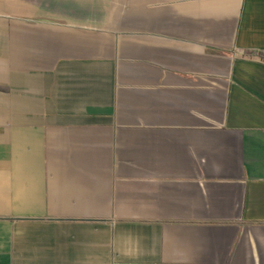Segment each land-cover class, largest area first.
Listing matches in <instances>:
<instances>
[{
    "label": "crops",
    "instance_id": "0c3cea01",
    "mask_svg": "<svg viewBox=\"0 0 264 264\" xmlns=\"http://www.w3.org/2000/svg\"><path fill=\"white\" fill-rule=\"evenodd\" d=\"M0 264H264V0H0Z\"/></svg>",
    "mask_w": 264,
    "mask_h": 264
}]
</instances>
